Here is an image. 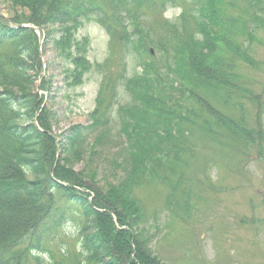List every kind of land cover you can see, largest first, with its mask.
<instances>
[{"label":"trees","instance_id":"trees-1","mask_svg":"<svg viewBox=\"0 0 264 264\" xmlns=\"http://www.w3.org/2000/svg\"><path fill=\"white\" fill-rule=\"evenodd\" d=\"M9 1L23 10L0 12V264H165L144 225L142 188L164 185L167 206L188 213L195 183L212 187L188 172L194 133L264 157V80L254 76L264 77V61L253 50L264 0ZM175 5L179 15L166 18ZM88 19L110 37L101 63L89 61L88 38L74 37ZM21 24L70 60L68 86L101 72L87 123L54 134L46 96L34 89L38 78L49 88L39 37ZM246 104L256 109L252 126Z\"/></svg>","mask_w":264,"mask_h":264},{"label":"rangeland","instance_id":"rangeland-1","mask_svg":"<svg viewBox=\"0 0 264 264\" xmlns=\"http://www.w3.org/2000/svg\"><path fill=\"white\" fill-rule=\"evenodd\" d=\"M22 10L9 0H0V12L6 17ZM180 11L181 6H170L164 16L174 19ZM149 21L150 17L146 16L141 24ZM74 37L77 40L88 38L87 56L91 63H101L108 56L109 34L93 19L81 21ZM263 38L264 33H260V40L253 43L254 55L261 61H264V44L259 42ZM40 51L41 75L48 81L49 88L40 90L41 78H38L34 89L46 96L45 105L54 118L53 132L60 136L72 125L87 123L95 107L102 74L92 68L85 74L82 84L68 86L64 70L72 66L70 60L60 54L50 38H41ZM133 71L134 63L129 61L128 73ZM254 76L263 82V75ZM218 105L232 118L238 116V108ZM255 111L253 105L246 104L245 114L250 126L254 125ZM262 123L264 128V111ZM193 138L198 149L188 160V172L200 180L206 178L212 187L195 183V195L186 215L167 206L164 185L151 182L150 186L142 188L140 196L146 209L144 225L155 235L154 251L165 264H264V222L261 220L264 157H256L252 148L242 152L241 146L226 137L221 142H211L194 133ZM82 165L78 163L74 167L80 170ZM65 230L76 234L72 222Z\"/></svg>","mask_w":264,"mask_h":264},{"label":"water","instance_id":"water-1","mask_svg":"<svg viewBox=\"0 0 264 264\" xmlns=\"http://www.w3.org/2000/svg\"><path fill=\"white\" fill-rule=\"evenodd\" d=\"M19 26H21V27H30V28L34 29V30L37 32V34H38V36H39V38H40V33H39V31L36 29L35 26L28 25V24H21V25H19ZM40 43H41V38H40Z\"/></svg>","mask_w":264,"mask_h":264}]
</instances>
